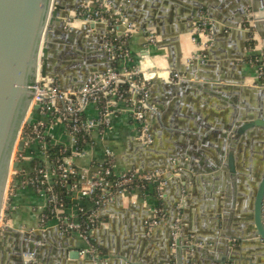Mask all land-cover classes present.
Masks as SVG:
<instances>
[{
    "label": "crops",
    "instance_id": "1",
    "mask_svg": "<svg viewBox=\"0 0 264 264\" xmlns=\"http://www.w3.org/2000/svg\"><path fill=\"white\" fill-rule=\"evenodd\" d=\"M199 2L208 4L217 18L211 20L206 7H199ZM195 5L197 9H194ZM236 5L237 0H222L220 3L218 0H116V5L112 4V11L118 9L126 22L133 25L126 37L129 57L118 60L116 66L142 65L148 55L154 65L153 72L149 74L147 102L154 112L146 115L151 142L144 145L140 141L128 103L114 99L109 107L108 122L90 131L83 151L74 157L73 163L88 180L103 162L105 149H109L113 154L114 172L158 169L162 171L159 177L162 183L159 189L154 183L143 191L134 188L121 195L116 193L99 206L71 190L69 201L59 211L62 221H76L78 212L86 210L94 214L96 222V226L88 231L93 249L86 251V255L84 250L89 244L76 233L60 231L56 218L40 222L46 203L43 195L31 187L14 186L5 223L21 234L39 232L41 238L38 240L21 238L22 242L37 246V264H76L80 261L83 264H175L174 242L170 239L174 223L178 224L179 233L184 235L182 245L193 238V234L203 239L194 245L199 249L195 254L189 250L184 252L182 248V264H219L215 259L220 256L221 247L217 243L206 242V239L221 237L218 233L223 212L227 213L224 217L226 231L242 237V241L233 239L227 247V251L234 250L237 258L227 260L226 264H264V244L249 237L246 224L252 206L250 192L254 186L252 182L256 180L254 174L264 166V135L254 134L236 140L232 149V177L227 162L232 135L230 129L224 128V123H233L240 110L244 113L264 112V93L255 91L252 94L247 89H264V84L258 81L256 66L249 62L251 55L258 56L264 50V44L253 29L255 43L249 47L246 25L231 28L223 22L224 19H232L228 12ZM202 18L207 22L206 30L194 33ZM81 24L83 22L75 19L65 31L78 29ZM154 25L167 36L175 30L180 32L176 40L177 61L179 67L185 68L186 63L194 60V69L189 77L175 71L168 74L169 46L165 42L163 44ZM103 26L98 22L80 38L73 37L70 46L62 44L77 54L75 58L64 56L60 60L62 72L55 77L61 88L73 89L79 72L85 68L89 72L105 68L108 58L100 53L104 49L97 45ZM213 27L217 30L214 31ZM122 30L123 26H118V32ZM151 33L153 42L147 39ZM77 38L79 42H75ZM72 61L80 65H67ZM157 71L164 72V76L158 75ZM170 78H178V81L173 82ZM183 79H187V83L214 85V91H219L216 86H220L224 97L189 85L168 95L165 86L169 83L176 86ZM97 115L94 104H88L81 112L86 121L95 119ZM38 116L34 111L33 117ZM47 134L51 143L69 148V137L61 123L50 125ZM177 148L181 149L182 159L164 158L166 151ZM26 153L32 158L18 164L24 171L32 169L30 163L33 159L43 163L44 158L37 145L29 147ZM164 160L166 165L162 163ZM183 182L187 185L185 192L180 188ZM233 191V201L230 198L227 201L230 205L225 206V194L231 196ZM155 208H160L162 218L148 228L147 220ZM74 249L79 250L78 260L67 257L68 252Z\"/></svg>",
    "mask_w": 264,
    "mask_h": 264
},
{
    "label": "water",
    "instance_id": "2",
    "mask_svg": "<svg viewBox=\"0 0 264 264\" xmlns=\"http://www.w3.org/2000/svg\"><path fill=\"white\" fill-rule=\"evenodd\" d=\"M88 0H0V264H22V254L24 252H33L34 258L37 256L38 248L31 243L22 242L20 239L25 238L28 240H38L40 237L39 232L31 231L30 234H21L17 229L7 225L2 218V207L4 206L3 195L6 189V181L8 176V168L19 169V163L11 159L15 143L18 139V134L23 122H29L32 118V113L28 108L31 101L32 91L29 88L31 80L34 79L37 72L44 77H55V74H60L62 69L60 68L61 59L65 56L75 58L76 54L72 48L62 45L63 43H73L72 38L78 36L79 38L86 33L90 28L97 26V23L89 22L83 23V25L76 29L66 30L69 25L70 14L76 9L79 4L85 3ZM112 4L116 5V0H110ZM222 2V0H218ZM200 3V2H199ZM251 3V4H250ZM199 7L203 5L206 7L207 12L211 20L216 19V15L211 11L208 4L201 2ZM198 7V6H197ZM196 5L194 9H197ZM260 10L262 16L255 20L251 15H248L251 11ZM233 17L232 19H224V23L227 27L240 28L243 20L248 22L246 31L250 29L256 30L261 37L264 44V0H237L236 7L230 10ZM234 18V19H233ZM251 22V23H250ZM157 28V25H154ZM214 26V23H213ZM151 27V25H150ZM153 27V26H152ZM262 27L263 29H261ZM105 27L101 31V34L97 38V45L104 50L100 51L101 54L108 58V63L104 69L93 70L103 71L107 68H111L112 62L109 58L107 50L103 47V33ZM162 37V42L169 46V54L167 56L168 74L171 71H175L178 75L183 73L186 76H190L194 69V60L190 63H186V67H179L177 61L178 49L176 45L177 35L180 33L175 30L172 34L166 35V32L155 29ZM213 30L216 29L213 27ZM167 36V38H166ZM170 36L172 38H170ZM79 38L75 42H79ZM79 47H81L79 45ZM80 48L79 50H82ZM106 50V51H105ZM81 54V53H80ZM149 59V55L147 56ZM78 63V62H77ZM75 61L67 63V65L77 64ZM80 65V63H78ZM190 65V66H189ZM191 71V72H190ZM92 72V71H91ZM86 68L83 72H79V78L76 79V86L73 89L81 87L86 77L91 73ZM187 79L179 80L176 86L167 84L165 87L168 90V95L182 86H193L198 89L213 92L214 95L224 97L219 91L212 90L214 85L202 84V83H187ZM202 84V85H201ZM63 88V87H62ZM264 88V87H263ZM248 90L254 94L255 91L263 94L264 89H256L255 87H248ZM32 108L36 110L38 104H33ZM225 129H230L231 144L228 152V165L233 176V157L232 149L234 150V144L236 140L244 138L246 136H253L254 134L264 135V112H247L244 113L240 110L234 122H225ZM224 136V134H219ZM23 150V140L17 141L15 147L16 152ZM167 157L175 159H182L181 149H175L173 151H166L164 158ZM166 165L167 161H163ZM163 166V165H161ZM256 180L252 182L254 184L251 197V212L247 221V231L249 237H253L259 242L264 244V166L255 174ZM181 177L185 179L183 173ZM234 180H232L233 182ZM14 186V185H13ZM186 183L180 184V188L185 192ZM181 190V191H182ZM226 204H230L227 201L231 198L234 199V191L230 196L229 193L225 194ZM8 198V195L6 196ZM229 202V201H228ZM7 204V203H6ZM181 208V207H179ZM223 216L226 217L227 213L223 212ZM222 220V227L218 233L221 237H211L206 242L217 243V246L221 247L220 256L215 259L219 264H226L227 260H233L236 257L234 250L232 252L227 251L233 239H240L239 235H233L226 231L225 218ZM170 229V234L173 230V226ZM192 233V232H190ZM194 237L189 239L185 245H182L184 238L183 233H179V227L175 230L173 237L174 242V261L175 264H182L183 251L197 252L196 243L203 241L197 234H193ZM172 240V237H170ZM205 240V239H204ZM238 249L237 247H235ZM235 249V250H236ZM87 252L84 253L86 255ZM187 254V253H186ZM187 257L189 255H186ZM67 257L71 260H78L79 250L74 249L68 252ZM96 259L94 258V261ZM83 262H77L76 264H82ZM94 264H99L94 262Z\"/></svg>",
    "mask_w": 264,
    "mask_h": 264
},
{
    "label": "built area",
    "instance_id": "3",
    "mask_svg": "<svg viewBox=\"0 0 264 264\" xmlns=\"http://www.w3.org/2000/svg\"><path fill=\"white\" fill-rule=\"evenodd\" d=\"M95 4L93 9L84 7L79 11H82L83 15L79 14L81 16H77L85 23L102 22L104 24L103 47L109 54L112 66L103 71L91 72L81 87L77 89H63L56 77H44L39 72L35 74L34 79L29 84L32 95L28 112L32 113V118L29 122H23L17 139V141L23 140V150L20 152L15 151L16 141L11 159L20 163L24 159L32 158L30 154L26 153V150L37 145L44 161L42 165L35 166L27 172L21 167L18 170L12 168L11 181L8 185L10 192L8 201L11 193H13L14 186L31 187L37 193L43 195L46 200L45 208L51 205V212L58 221L60 231L76 233L89 244L88 249L84 252L93 249L91 243H89L88 231L96 226L94 214H89L87 220L79 218L76 221H62L59 212L62 208V201L54 193L53 184H67L70 190H76L81 197H87L99 206L110 200L114 194L121 195L127 192L128 184L132 181H154L157 189L162 183L159 182L162 171L158 169L151 171L128 169L119 173L114 172L113 154L109 149H105V157H108L109 161L106 162V165L101 163L88 180L84 178V175L78 171L73 163L74 157L83 151V149L79 151L76 148L79 135L81 134V137L85 134L89 135L93 128L104 126L108 122L111 114L109 107L114 99H122L128 103V111L136 123L140 141L144 145L151 142V135L146 121V115L154 112V108L147 103L151 77L146 75L142 65L133 67L116 66L118 60L129 57L128 49L124 46V41H120V37H127L133 25L126 22V18L118 9L109 12L112 6L109 0H97ZM76 9L79 8L76 7ZM120 25L123 26V30L118 32V26ZM206 28L207 22L202 18L198 22L194 33L205 31ZM109 33H112V35H109ZM147 39L149 42H153V34L151 33ZM258 61V63H254L252 59L249 60L250 63L256 66L259 75L264 71V50L258 55ZM33 104H38L36 110L32 108ZM88 104L96 106L98 115L95 119L86 121L82 118L81 112ZM34 111L40 116L33 117ZM42 117L46 119L44 120ZM57 123L64 126L69 137L70 146L67 154L51 161L47 153L49 140L47 130L50 125ZM76 175L79 176L78 180L71 182L70 179ZM45 218L46 214L43 211L40 214V222L43 223ZM161 218L160 208H155L152 216L147 220V227L151 228ZM172 226L174 230L171 232L173 241L178 224L174 223ZM23 264H35V259L31 258Z\"/></svg>",
    "mask_w": 264,
    "mask_h": 264
},
{
    "label": "trees",
    "instance_id": "4",
    "mask_svg": "<svg viewBox=\"0 0 264 264\" xmlns=\"http://www.w3.org/2000/svg\"><path fill=\"white\" fill-rule=\"evenodd\" d=\"M105 15L107 17H109L107 15V13H105ZM242 25H246L248 26V22L244 19L243 22H242ZM109 35H112V33H109ZM253 37V31L252 29L249 30V36H248V46L249 47H253L255 41L254 39H252ZM120 41H124V46H126V37H120ZM123 46V47H124ZM250 57V56H249ZM251 59L254 61V63H258V56L256 55H251ZM258 81L260 83H263L264 84V71L258 75ZM82 135L80 134L79 135V140L76 144V148L77 150L81 151L84 147V144L86 143L87 141V138H88V135L85 134L83 135V137H81ZM68 148L62 146V145H58V144H54V143H51L50 140H48V149H47V153L49 155V158L51 161H55L56 159H59L62 155H65L68 153ZM109 161V158L108 157H105L104 160H103V164L106 165V162ZM31 167H37V166H40L42 165V163H39L36 161V159H33L30 163ZM79 176L76 175L74 178L70 179L71 182L73 181H76L78 180ZM139 183V184H138ZM149 184H154V181L152 182H148V181H143V180H139V181H132L131 183L128 184V191L130 190H133L134 188H137L141 191L145 190ZM53 190H54V193L57 195L58 198H61V201H62V207L66 206L67 202L69 201V195H70V192L71 190L67 187V184L65 185H62V184H59V183H55L53 184ZM100 193V192H99ZM94 198H98V197H94ZM44 213L46 214V218H45V221L48 220V219H51L53 217V213L51 212V205H48L47 208H45L44 210ZM90 212L89 211H86V210H81L78 212V217L79 218H83L84 220H87L88 216H89ZM45 221L43 223H45ZM84 226V225H83ZM90 241V240H89ZM91 243V241H90ZM92 245V243H91Z\"/></svg>",
    "mask_w": 264,
    "mask_h": 264
},
{
    "label": "rangeland",
    "instance_id": "5",
    "mask_svg": "<svg viewBox=\"0 0 264 264\" xmlns=\"http://www.w3.org/2000/svg\"><path fill=\"white\" fill-rule=\"evenodd\" d=\"M96 1L97 0H89V1H87V2H85V3H82V4H79L77 7L79 8L77 11L76 10H74L71 14H70V19H69V24L71 23V22H73L75 19L76 20H78L79 22H83L80 18H79V16H81V15H83V13H81V12H79L80 10H82L84 7H89V9H93V7L96 5L95 3H96ZM110 1V0H109ZM111 2V1H110ZM111 5H112V2H111ZM112 7V6H111ZM111 11H112V9H110ZM116 10V9H115ZM121 13V12H120ZM79 14H81V15H79ZM77 15H79V16H77ZM123 15V14H122ZM83 23H85V22H83ZM139 66V65H138ZM141 66V65H140ZM142 66H143V71H145V73H146V75H149L150 74V72L152 73L153 72V70H154V68L152 67V68H149V69H145L144 67V65L142 64ZM152 70V71H151ZM170 80L171 81H173V82H176V81H178V78L176 79H171L170 78ZM10 192H9V190H8V192H7V195L9 194ZM6 195V196H7ZM6 203H8V198L6 197V199H5V202H4V206H3V211H2V218H3V221H5V218H6V213H7V207H8V205L6 204ZM35 259V258H34ZM35 264H37V261L35 260Z\"/></svg>",
    "mask_w": 264,
    "mask_h": 264
},
{
    "label": "bare ground",
    "instance_id": "6",
    "mask_svg": "<svg viewBox=\"0 0 264 264\" xmlns=\"http://www.w3.org/2000/svg\"><path fill=\"white\" fill-rule=\"evenodd\" d=\"M89 1V0H88ZM87 2V1H86ZM251 13H253L252 15H253V18L255 19V20H257V21H260V20H258L261 16H262V12L260 11V10H256V11H251ZM251 15V16H252ZM234 19V18H233ZM261 22V21H260ZM82 25V24H81ZM217 30V29H216ZM159 60V59H158ZM161 60V59H160ZM158 62V61H157ZM145 67V69H149V68H152V67H154V65H153V63H152V61H150V59L147 57V58H145V60H144V64H143ZM152 71V70H151ZM158 72V71H157ZM164 72H161V73H159L158 72V75H162V76H164V74H163ZM11 157H12V154H11ZM11 175H12V168L11 167H9L8 168V176H7V181H6V189H5V193H4V195H3V202H5V199H6V195H7V192H8V185H9V183H10V181H11ZM2 211H3V207H2ZM21 240V239H20ZM24 242H26V243H29L28 241H24ZM23 242V243H24ZM32 244V243H31ZM34 246V245H33ZM35 247H37V246H35ZM34 253L33 252H24L23 254H22V264L25 262V261H27V260H29V259H31V258H34ZM83 264V263H82Z\"/></svg>",
    "mask_w": 264,
    "mask_h": 264
}]
</instances>
